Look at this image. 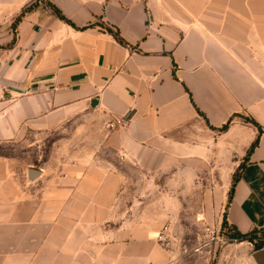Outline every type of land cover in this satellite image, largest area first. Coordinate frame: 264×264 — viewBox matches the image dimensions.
Wrapping results in <instances>:
<instances>
[{"label":"crops","instance_id":"crops-1","mask_svg":"<svg viewBox=\"0 0 264 264\" xmlns=\"http://www.w3.org/2000/svg\"><path fill=\"white\" fill-rule=\"evenodd\" d=\"M84 115L129 121L110 155L0 156V264H167L184 211L264 230V0H0V140Z\"/></svg>","mask_w":264,"mask_h":264},{"label":"rangeland","instance_id":"rangeland-1","mask_svg":"<svg viewBox=\"0 0 264 264\" xmlns=\"http://www.w3.org/2000/svg\"><path fill=\"white\" fill-rule=\"evenodd\" d=\"M97 122V118L91 115L78 116L51 131L28 132L18 139L0 140V156L16 158L21 170L34 168L43 172L81 164L92 159L95 152L110 155L111 151L104 147V140L107 130L113 129L105 126L107 130H96ZM191 213L184 211L181 224H169L173 238L168 242L162 243L155 238L157 244L174 255L167 264H254L251 254L255 251L256 242H264L263 229L251 233L252 242L238 241L230 238L229 227H223L222 223L220 235L225 241L211 240L205 229L218 225L212 222L201 224L197 218L193 222L187 218Z\"/></svg>","mask_w":264,"mask_h":264},{"label":"trees","instance_id":"trees-1","mask_svg":"<svg viewBox=\"0 0 264 264\" xmlns=\"http://www.w3.org/2000/svg\"><path fill=\"white\" fill-rule=\"evenodd\" d=\"M50 7H51V9H52V12L58 17V18H60L61 20H64L65 22H67V23H69V24H71V25H73V26H75L68 18H66L63 14H62V12L56 7V6H54V5H50ZM21 19V16L20 17H18L17 18V20H16V22L17 21H19ZM105 30H107L110 34H112L114 37H115V39L120 43V44H122V45H127V43L124 41V39L121 37V35H120V33L118 32V31H115V30H113L112 28H109V27H104V26H102ZM245 121H247V122H251V123H253V124H255V125H258V123L255 121V120H253V119H250V118H245ZM230 122H231V120L228 122V123H226L222 128H221V130H226L227 128H228V126H229V124H230ZM257 144V142L256 143H254V145L252 146V148L251 149H253V147L255 146ZM251 151V150H250ZM231 197V196H230ZM229 227V230L231 231V233H230V238H232V239H237L238 241H251L252 242V238L250 237L251 236V233L252 232H249V233H242V232H240L236 227H233V226H229L228 224H227V222H226V220H224L223 221V227ZM264 247V242L262 241V242H256L255 243V250H258V249H261V248H263Z\"/></svg>","mask_w":264,"mask_h":264},{"label":"built area","instance_id":"built-area-1","mask_svg":"<svg viewBox=\"0 0 264 264\" xmlns=\"http://www.w3.org/2000/svg\"><path fill=\"white\" fill-rule=\"evenodd\" d=\"M129 125V121L123 119L122 117H114L110 121L106 123V127L108 129H115V128H125ZM208 237L211 238V240L216 239L217 241H225V238L220 235L221 226H216L214 228L206 227L205 229ZM217 234V235H215ZM170 238L168 227H164L161 232L157 234V239L160 240L162 243L168 242Z\"/></svg>","mask_w":264,"mask_h":264},{"label":"water","instance_id":"water-1","mask_svg":"<svg viewBox=\"0 0 264 264\" xmlns=\"http://www.w3.org/2000/svg\"><path fill=\"white\" fill-rule=\"evenodd\" d=\"M27 176L30 181H34L41 176V172L40 170L31 168L28 169ZM251 259L254 264H264V247L253 251V253L251 254Z\"/></svg>","mask_w":264,"mask_h":264}]
</instances>
